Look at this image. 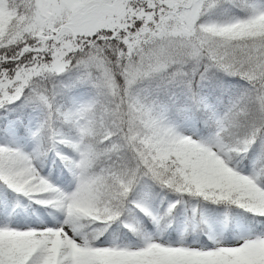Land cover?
Returning a JSON list of instances; mask_svg holds the SVG:
<instances>
[{
    "label": "snow or ice",
    "instance_id": "6c2138e0",
    "mask_svg": "<svg viewBox=\"0 0 264 264\" xmlns=\"http://www.w3.org/2000/svg\"><path fill=\"white\" fill-rule=\"evenodd\" d=\"M0 264H264V0H0Z\"/></svg>",
    "mask_w": 264,
    "mask_h": 264
}]
</instances>
